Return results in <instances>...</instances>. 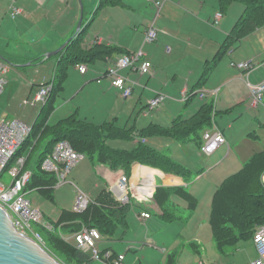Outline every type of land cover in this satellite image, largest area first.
Instances as JSON below:
<instances>
[{
  "label": "crops",
  "instance_id": "obj_1",
  "mask_svg": "<svg viewBox=\"0 0 264 264\" xmlns=\"http://www.w3.org/2000/svg\"><path fill=\"white\" fill-rule=\"evenodd\" d=\"M82 1L85 8L83 48L90 50L104 45L114 49L110 55L96 59L91 65L79 64L88 67L86 74L78 70V65L63 64L58 56L45 58L46 54L59 49L76 33L81 16L79 0H0V35L4 31V38L9 42L4 49L0 47L1 55L21 69L40 66L37 67V74L44 78L39 84L41 87L54 80L59 67L65 69L62 89L54 101L55 105L56 101L64 102L53 112L58 114L72 103L73 98H65L64 93L74 68L83 77L91 75L96 78L97 86L101 85L97 89L100 96L120 93L103 76L125 53L143 52L147 47L145 43H148L146 32L154 25L158 30V43L148 44L150 51L147 54L143 52L145 60L152 64L149 78L132 70L125 71V75L120 74L136 83L132 103L136 100L139 104L143 100L150 102L158 94H163L165 100L157 112L164 111L168 117H173L170 124L153 121L142 129L136 123L130 127L127 123L121 126L116 122L120 117L113 110L105 122L98 123L95 118L87 120L79 107L65 112L61 120L76 114L95 125L114 122L120 128H133L134 139L115 140L130 142L132 147L118 150L131 151L141 142L169 155L189 170L186 177H182L134 162L130 171L125 173L91 160L94 169L91 173L100 181L95 186L101 191L91 201H96L106 191L116 202L113 205L117 210L124 205L128 207L112 234H103L102 241L113 242L105 244V251L124 255L127 264H248L258 259L253 235L237 237L233 245L220 247L215 240L212 218L218 191L224 183L242 171L255 155L264 154V99L263 104L257 107L252 106L251 99V88L264 82V26L235 43L205 79L206 66L227 42L245 11L241 3H233L223 13L218 0H158L160 6L146 0ZM13 7L20 10L16 17L12 16ZM163 12L165 17H162ZM218 12L223 14V18L217 26L214 20ZM87 13H91L90 19ZM11 44L16 46L15 50ZM232 63H250L252 68L240 70L232 67ZM88 84L78 89L75 95L88 90ZM36 85L30 84L31 92ZM12 95L13 92L10 99ZM191 95L195 96L189 101ZM210 103L214 104L217 115L227 121L226 130L219 128L227 144L210 156L201 152L208 157L205 161L207 169L189 144L193 136L185 143L167 136L141 138L142 132L149 126L168 127L178 118L193 117ZM53 114L48 120L50 125ZM205 131L201 133L200 141ZM168 140L176 142L173 150L169 148ZM110 142L109 145L114 148ZM195 143L199 148V139ZM167 147L168 151L165 150ZM124 176L127 177L126 183L122 180ZM261 179L264 182V172ZM125 185L130 199L128 204L120 202L118 194ZM76 193L71 208L63 209L57 221L64 211H73ZM143 212L151 217L142 219ZM44 217L51 228V223H57L51 222L45 214ZM136 226H146L149 234L142 235ZM118 230L123 233L115 238ZM69 238L72 241L73 235Z\"/></svg>",
  "mask_w": 264,
  "mask_h": 264
},
{
  "label": "trees",
  "instance_id": "obj_2",
  "mask_svg": "<svg viewBox=\"0 0 264 264\" xmlns=\"http://www.w3.org/2000/svg\"><path fill=\"white\" fill-rule=\"evenodd\" d=\"M218 1L223 13L227 12L235 2L244 5L245 11L227 42L206 66L205 79L235 43L264 26V0ZM84 35L85 29L69 43L63 52L57 55L63 64L79 65L84 63L91 65L96 59L104 58L114 51L104 45L94 46L90 50L84 49ZM126 54L130 53L127 52L124 55ZM62 63L61 65H63ZM64 79L65 69L59 67L54 80L44 84L53 86L51 93L32 125L31 135L13 161L14 164L19 158L26 159L23 170L32 171V177L26 188L30 194L38 192L44 197L46 196L45 198L49 201L53 200L57 178L55 175L44 172L42 164L52 154L56 144L63 140L68 141L76 152L84 154L96 164L107 165L113 170H124L125 173H128L133 163L137 162L186 177L188 169L171 159L169 155L147 144L139 142L131 151L114 149L109 145L110 141L134 139L132 138L133 128H120L114 122L95 125L81 119L76 114L57 124L50 125L48 120L53 111L55 97L61 91ZM192 96L195 95H191L189 101ZM214 110V104L210 103L204 105L193 117L178 118L168 127L153 124L146 128L145 132H142L141 138L167 136L183 143L191 136H197L200 139L201 133L212 125ZM37 134L40 137V149L35 152L32 144L33 138ZM198 144L201 150L202 142L199 141ZM263 172L264 154L262 153L255 155L242 171L228 179L218 191L212 224L215 240L220 247L233 245L237 237L253 235L254 238L256 224L264 223V182L261 179ZM115 203L111 194L104 191L96 201L90 203L82 214L64 211L57 223H51L52 230L45 231L47 240L59 252L77 261L78 264H87L92 261L91 255L79 250L74 240L71 241L67 237L81 231L84 227L96 228L102 235H111L118 225V221L123 217L125 209L128 208L127 205H124L117 210L113 205ZM41 226L47 229L45 226Z\"/></svg>",
  "mask_w": 264,
  "mask_h": 264
},
{
  "label": "built area",
  "instance_id": "obj_3",
  "mask_svg": "<svg viewBox=\"0 0 264 264\" xmlns=\"http://www.w3.org/2000/svg\"><path fill=\"white\" fill-rule=\"evenodd\" d=\"M66 1V0H62ZM149 3H154L160 6L158 0H146ZM20 14V10L13 7L12 16L16 17ZM223 18V14L218 12L215 16L214 24L219 25ZM146 42L155 43L158 41V30L152 25L146 32ZM144 53L139 51L133 54H126L120 57L114 66L107 70L104 78L110 79L111 86L118 90L124 98H129L133 95L136 83L130 81L120 73L123 70H132L138 72L141 76L151 74L152 64L144 60ZM232 67L240 70H249L252 68L250 63H232ZM8 67L0 64V94L4 90L6 80L4 75L8 72ZM78 70L82 74L88 72V67L78 65ZM102 79L99 80L101 82ZM130 83V85L128 84ZM52 85H45L37 94L36 102L46 103L47 98L52 90ZM252 106L263 104L264 97V82L258 86L252 87ZM204 97V94L201 95ZM165 96L158 94L149 102V109H159L164 103ZM215 122V120H213ZM32 132V126L17 120V119H1L0 120V205L10 215L15 228L22 234L36 240L40 239L38 233L33 228V223L43 225L47 229L52 230L51 226L45 222V217L42 211L33 207L29 199L30 193L26 190L32 171H24L25 158H19L14 163L16 155L19 153L26 140ZM143 142H145L143 140ZM227 144V140L222 131L213 123L212 127L206 130L202 138L201 152L210 156L219 148ZM86 156L76 152L71 144L66 141H60L56 144L53 152L42 164V170L48 174L55 175L57 178L56 188H60L67 183V176L72 170L82 162ZM5 173L9 180L4 179ZM123 182H127V177H123ZM119 200L123 204L130 202L126 185L120 188ZM91 199L82 192H78L73 205V212L82 214L87 210L91 203ZM142 219L150 218V214L141 213ZM33 236H31V235ZM103 239V235L96 228L84 227L81 231L73 234V240L77 248L84 253H89L92 260L104 264H127L124 255H113L111 252H100L98 243ZM37 241V240H36ZM254 247L258 253V259L248 264H264V225L258 226L254 234ZM38 242V241H37Z\"/></svg>",
  "mask_w": 264,
  "mask_h": 264
},
{
  "label": "rangeland",
  "instance_id": "obj_4",
  "mask_svg": "<svg viewBox=\"0 0 264 264\" xmlns=\"http://www.w3.org/2000/svg\"><path fill=\"white\" fill-rule=\"evenodd\" d=\"M151 4L155 5L154 3H151ZM87 17L90 19L91 13H87ZM162 17H165L164 12L162 13ZM152 22L153 20H151V23ZM161 22L162 20L159 23H157V25L158 24L160 25ZM158 26L156 27L158 28ZM4 36H5V33L3 31V33L0 35V38L2 39L0 42V47L2 49H4L7 43H9L7 39L4 38ZM159 40H160V37H159ZM3 43H4V46H3ZM157 43L158 41L155 43H145L147 44V47L145 50L143 49V52L147 54V52L150 51V49L148 50V44L154 45ZM11 48L15 50L16 46L11 44ZM74 53L77 54L78 52H74ZM0 64L6 65L10 71V72L8 71L9 73L7 72L4 75V79L6 80V85L4 86L3 92L0 94V120L1 119H17V120H20L32 126V124L35 122V120L39 116L42 110V107H43V103L36 102V99H35L36 95L41 91L43 86H45L43 85L41 87L39 85L44 80V78H42L41 76L37 74V71H38L37 67H40V66H37V67L27 66L26 68L21 69L15 66V64L13 65L8 64L4 61H0ZM28 64L29 62L26 63V65ZM91 69L92 68L90 67V70ZM125 71H131V70H123L122 75H125ZM150 75L151 74H148V75H145L144 77L149 78ZM139 77L141 76L139 75ZM95 79L94 77L92 78L91 75L83 77V75H81L78 72V70H76L75 68L71 70L69 80L65 86L66 90L64 93V97L73 98L72 103L70 102L69 103L70 106L65 108V110L59 112L58 114H53L55 109L58 110L61 107V105H63L62 103H64L62 100L59 101L58 103L56 101V105L54 104V107L52 109L53 111L51 113V115L53 114V116L50 119L51 125L58 123L61 120V118H63L61 117L63 116V114H66L68 110H72L75 107L76 108L79 107L81 108V110H83V114H84L83 116L87 117L88 118L87 120L93 121L95 118V122H98V123L105 122L107 120L106 118L109 112L113 110L116 112L117 116L120 117L119 119L120 121L119 120L116 121L119 125L124 126L127 123V125L129 124V127H130L134 123H136L138 124V126H140V129L146 127L148 124H150L153 121L157 123L168 124L169 122L173 120V117L172 118L168 117L167 114L164 113V111L159 113L157 112L158 109H155L154 111L149 110V105H148L149 101L147 102L143 100L142 104H139L138 101L136 100L135 103L133 102L134 103L133 104L132 103L133 96L129 97L128 99H125L123 95L118 92H114L112 95L108 94L107 97L100 96V92L97 89L98 87H101V85L97 86V80ZM105 80L110 82V79H105ZM32 83L37 84L33 88V92H31V86H30V84ZM86 84H88L89 86L88 90L83 91L82 93L78 95H75L76 91L82 88L83 86H85ZM91 87L93 88L90 90ZM11 92H13V95L10 99ZM97 111H100L101 114L99 115L96 114ZM93 115L97 117H94ZM212 120H215V122L212 121V125L213 123H216L217 127H219L221 130L223 129L226 130L227 121H225L224 117L217 115L216 109L214 110V115H213ZM39 138L40 137L38 134L36 135V137L33 138L32 147L35 149V152L39 151L40 149L39 148L40 147ZM195 140L197 141L198 138L194 136L191 137V141L189 142V144L192 145L194 151L197 153L200 159H202L203 166L207 169L208 163H205V161L208 157L206 158V156H204L201 153V150L200 148L197 147ZM110 144L114 148H117V149H129L132 147V144L126 141H111ZM169 144H170L169 148L173 150L176 142H173L172 140H170ZM165 150L168 151V147L165 148ZM15 165L16 164L14 163L12 167H14ZM201 167L202 166H200L199 168ZM91 170L92 171L94 170L92 161L89 157L86 156V158L82 162H80L72 170V172L67 176V183L63 185L61 188L55 190L54 192L55 201L54 202L49 201L47 198H45L46 196L44 197L38 192H32L29 195V199L32 203V206L39 208L43 214H45L48 218L51 219V222L53 223L57 222L62 210L71 208V203H72V200L76 192H77L76 197H77L78 192H82L85 195H87L90 199L92 197H97L96 196L97 193L99 194L101 193V191L97 190L95 186V184L99 180H96V176L95 174L91 173ZM4 179L9 180L6 173L4 175ZM47 195L50 196L49 193H47ZM261 225H264V223L256 224V227L261 226ZM33 228L35 232L38 233L39 236L41 237L40 239H36L38 243L41 244L59 262H61L62 264H78L77 261L70 259L68 256L59 252L55 247L50 245L45 235V231L48 229L42 228L41 225H38L35 223H33ZM135 228L139 229L140 232H142V235H145L147 233L149 234V231L146 226H143L141 228L140 226H136ZM122 233H123L122 230L116 231L115 238L120 237ZM109 243L112 244L113 242L102 241L98 243L97 247L99 251L106 252L103 247L105 246V244H109ZM88 264H100V263L95 262L93 260L92 262ZM237 264H240V263L238 262Z\"/></svg>",
  "mask_w": 264,
  "mask_h": 264
},
{
  "label": "water",
  "instance_id": "obj_5",
  "mask_svg": "<svg viewBox=\"0 0 264 264\" xmlns=\"http://www.w3.org/2000/svg\"><path fill=\"white\" fill-rule=\"evenodd\" d=\"M81 8L80 21L76 33L59 49L45 55L50 59L63 52L69 43L78 36L83 29L84 4L79 0ZM0 59L8 64L9 60L0 54ZM13 65V64H12ZM0 264H62L51 255L36 240L20 233L14 226L8 212L0 205Z\"/></svg>",
  "mask_w": 264,
  "mask_h": 264
}]
</instances>
